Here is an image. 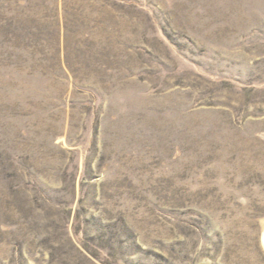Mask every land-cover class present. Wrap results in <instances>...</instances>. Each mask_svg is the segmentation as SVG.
Wrapping results in <instances>:
<instances>
[{
    "label": "rangeland",
    "instance_id": "obj_1",
    "mask_svg": "<svg viewBox=\"0 0 264 264\" xmlns=\"http://www.w3.org/2000/svg\"><path fill=\"white\" fill-rule=\"evenodd\" d=\"M264 0H0V264H264Z\"/></svg>",
    "mask_w": 264,
    "mask_h": 264
},
{
    "label": "bare ground",
    "instance_id": "obj_2",
    "mask_svg": "<svg viewBox=\"0 0 264 264\" xmlns=\"http://www.w3.org/2000/svg\"><path fill=\"white\" fill-rule=\"evenodd\" d=\"M264 238V237H263Z\"/></svg>",
    "mask_w": 264,
    "mask_h": 264
}]
</instances>
